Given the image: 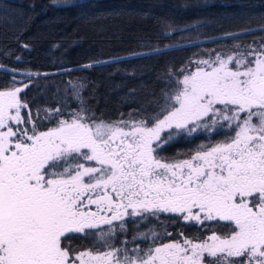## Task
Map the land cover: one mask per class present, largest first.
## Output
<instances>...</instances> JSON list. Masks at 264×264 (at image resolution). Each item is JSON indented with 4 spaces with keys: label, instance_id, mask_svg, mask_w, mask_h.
I'll return each mask as SVG.
<instances>
[{
    "label": "snow or ice",
    "instance_id": "obj_1",
    "mask_svg": "<svg viewBox=\"0 0 264 264\" xmlns=\"http://www.w3.org/2000/svg\"><path fill=\"white\" fill-rule=\"evenodd\" d=\"M196 65L174 82L166 73L175 86L139 120L95 118L83 82L68 81L77 109L67 119L44 109L46 119L60 118L40 131L31 111L22 117L28 103L19 94L41 74L0 90V264H264V44ZM218 125L233 134L187 159L160 155L180 133ZM162 213L226 222L227 231L167 243L154 229L139 231ZM72 234L90 246L76 250Z\"/></svg>",
    "mask_w": 264,
    "mask_h": 264
},
{
    "label": "trees",
    "instance_id": "obj_2",
    "mask_svg": "<svg viewBox=\"0 0 264 264\" xmlns=\"http://www.w3.org/2000/svg\"><path fill=\"white\" fill-rule=\"evenodd\" d=\"M261 44L264 0H0V90L23 89L29 83L26 73L41 74L19 94L28 103L22 117L31 111L40 131L55 127L60 118L46 119L44 109L59 108L65 119L77 109L71 93L65 92L68 81L83 82L82 98L95 118L139 120L153 110L162 90L175 86L169 83V71L174 82L179 70L192 71L198 61ZM232 134L219 125L180 133L160 155H191L200 145ZM139 228L154 229L162 242H199L213 231L225 232L221 226L182 224L170 216ZM124 238L118 236L117 243ZM90 240L70 243L79 251L89 247ZM136 243L146 247L148 241Z\"/></svg>",
    "mask_w": 264,
    "mask_h": 264
},
{
    "label": "flooded vegetation",
    "instance_id": "obj_3",
    "mask_svg": "<svg viewBox=\"0 0 264 264\" xmlns=\"http://www.w3.org/2000/svg\"><path fill=\"white\" fill-rule=\"evenodd\" d=\"M208 142H206L205 144H207ZM186 156H189V155H186ZM185 156H183V155H180V156H177V154L173 157V158H170V159H182V158H184ZM93 207V210L95 209V206L93 205L92 206ZM165 216H170V217H174V218H176V219H178L182 224H190V225H197V226H199L200 224H196V223H192V222H186V221H184V220H182L179 216H177V215H175V214H160V216H159V219L160 218H162V217H165ZM154 219H156L155 217H148L147 218V220H144V221H142L139 225H141V224H144V223H146V222H148V221H151V220H154ZM225 223L226 222H220L219 224H217L216 222H206L204 225H206V226H209L210 224H212V225H214V226H221L222 228L224 227V225H225ZM132 223L131 222H129V225H131ZM139 227V226H138ZM224 229H225V232L227 231V228L226 227H224ZM134 227H133V225L131 226V227H129V231H128V233L126 234V236L128 237V235H129V238H128V240H131V238H132V235H133V232H134ZM139 230H140V228H139ZM73 235V238H72V240L75 242L77 239H81V237L79 236V234H72ZM168 242H172V241H168ZM148 243H150V241H148ZM166 243V242H165ZM140 246H142V245H140ZM130 248H132V247H130Z\"/></svg>",
    "mask_w": 264,
    "mask_h": 264
},
{
    "label": "rangeland",
    "instance_id": "obj_4",
    "mask_svg": "<svg viewBox=\"0 0 264 264\" xmlns=\"http://www.w3.org/2000/svg\"><path fill=\"white\" fill-rule=\"evenodd\" d=\"M192 71H195V69L194 70H192ZM10 111H12L13 113H14V110H10ZM4 130H6V129H0V131H4ZM163 135V134H162ZM216 143H207L206 145L207 146H212V145H215ZM195 154V152L194 153H192L191 155H194ZM191 155H189V156H191ZM189 156H185L184 158H182V159H187ZM187 222V221H186ZM192 223H194V222H192ZM196 242H198V241H196ZM167 243V242H166Z\"/></svg>",
    "mask_w": 264,
    "mask_h": 264
}]
</instances>
